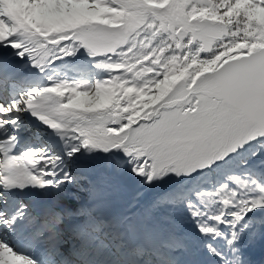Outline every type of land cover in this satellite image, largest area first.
Returning <instances> with one entry per match:
<instances>
[{"label": "snow or ice", "instance_id": "obj_1", "mask_svg": "<svg viewBox=\"0 0 264 264\" xmlns=\"http://www.w3.org/2000/svg\"><path fill=\"white\" fill-rule=\"evenodd\" d=\"M0 264H264V0H0Z\"/></svg>", "mask_w": 264, "mask_h": 264}]
</instances>
